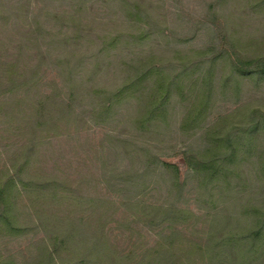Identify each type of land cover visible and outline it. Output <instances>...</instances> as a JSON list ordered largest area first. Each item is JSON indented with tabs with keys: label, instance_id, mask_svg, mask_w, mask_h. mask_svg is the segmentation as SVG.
Segmentation results:
<instances>
[{
	"label": "trees",
	"instance_id": "1",
	"mask_svg": "<svg viewBox=\"0 0 264 264\" xmlns=\"http://www.w3.org/2000/svg\"><path fill=\"white\" fill-rule=\"evenodd\" d=\"M1 32L0 238L34 237L0 264H264V0H0ZM91 131L83 171L42 172Z\"/></svg>",
	"mask_w": 264,
	"mask_h": 264
},
{
	"label": "rangeland",
	"instance_id": "2",
	"mask_svg": "<svg viewBox=\"0 0 264 264\" xmlns=\"http://www.w3.org/2000/svg\"><path fill=\"white\" fill-rule=\"evenodd\" d=\"M17 39L18 36L13 33H0V61H9L12 56H14L16 53L14 46L18 44ZM25 45L24 53L21 55L20 59L22 64L27 67L33 65L36 62V58L34 57V48L28 47L27 45H29V43H25ZM14 126L16 125L5 124L4 126L3 124H0V171L3 167H12V164H14L12 154L16 148L24 142L19 134L21 132L16 130ZM81 136V139H84L81 144L83 148L79 147V143H76V140L69 143L65 138L60 142L45 145V153L42 157L43 163L41 164V167L44 170L42 172L57 173L56 170L53 171V169H62L64 172L62 176L68 174V176L73 177V174L77 171H83L85 168L83 165L85 156H88V159L92 157L89 150L94 146H97L96 143L102 138V134H94V131H91L90 133L83 132ZM86 138L89 139V144H85ZM70 145L72 146L70 147ZM71 149H74V151H71ZM91 159L95 160L94 158ZM53 160H58V162L64 166L61 167L57 162L54 163ZM175 162L184 168L181 159L176 158ZM129 215H132L131 211L128 208L125 210L123 209L120 212L119 219H123L125 224V219L129 218ZM117 227L118 223L113 227V236L115 235L114 241L118 246H126L129 242L128 236L130 235V230H127L126 227L122 229H118ZM133 230L136 231L137 235L142 234L141 225H133ZM116 235L120 236L116 237ZM33 237L34 235H29L28 237L20 239L0 238V256H13L17 260H22V257H25L27 261H30L31 253H28V248L31 245Z\"/></svg>",
	"mask_w": 264,
	"mask_h": 264
}]
</instances>
